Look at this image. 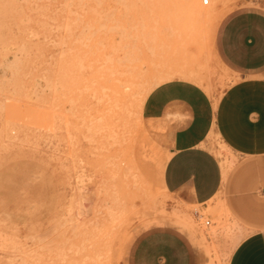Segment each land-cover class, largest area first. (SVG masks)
Masks as SVG:
<instances>
[{
  "label": "rangeland",
  "instance_id": "obj_1",
  "mask_svg": "<svg viewBox=\"0 0 264 264\" xmlns=\"http://www.w3.org/2000/svg\"><path fill=\"white\" fill-rule=\"evenodd\" d=\"M200 3L0 0V264H131L157 228L199 264H227L235 241L264 232V145L213 123L201 153L182 155L173 122L143 112L169 81L202 84L214 107L239 82L264 86V67L238 72L216 43L228 15L264 0H209L204 15Z\"/></svg>",
  "mask_w": 264,
  "mask_h": 264
},
{
  "label": "crops",
  "instance_id": "obj_2",
  "mask_svg": "<svg viewBox=\"0 0 264 264\" xmlns=\"http://www.w3.org/2000/svg\"><path fill=\"white\" fill-rule=\"evenodd\" d=\"M216 43L221 59L234 70L247 74L262 69L264 12L244 9L228 15L221 23ZM198 85L178 80L161 83L148 94L143 106L147 118L173 122L169 135L173 137L175 148L183 152L182 155L201 153L194 147L209 134L213 123L238 144L264 145L263 85L255 80L239 82L216 107L202 89V84ZM179 167L180 161L176 158L170 163L169 170L173 173ZM194 167L203 168L201 164L188 163L183 169L191 172ZM196 180L197 188L200 189V176ZM213 185L210 179L208 187L198 190V194L209 195ZM157 225L165 223L157 222ZM174 225L181 229L185 227L181 223ZM131 264H199V261L188 241L179 232L157 228L143 233L137 239L132 250ZM227 264H264V232L246 237L244 234L242 239L235 241Z\"/></svg>",
  "mask_w": 264,
  "mask_h": 264
},
{
  "label": "bare ground",
  "instance_id": "obj_3",
  "mask_svg": "<svg viewBox=\"0 0 264 264\" xmlns=\"http://www.w3.org/2000/svg\"><path fill=\"white\" fill-rule=\"evenodd\" d=\"M71 1V0H70ZM83 1V0H82ZM89 2V1H88ZM103 2V1H102ZM188 2L192 5L193 4V2H194V0H188ZM201 3L203 4V5H201ZM201 3H200V6H199V8H200V10H201V12L203 13V15L204 14H207V13H209L208 11H207V8H208V6L206 5V6H204L205 4H209V0H207V2L205 3L204 2V0H201ZM198 4H199V2H198ZM78 5V4H77ZM95 5V4H94ZM194 5V4H193ZM197 8H198V6H197ZM199 10V9H198ZM199 12H197V14H198ZM200 15V14H199ZM202 15V16H203ZM207 16V15H206ZM64 62H65V60H64ZM58 100V99H57ZM114 230V229H113ZM202 230V229H201ZM207 233V232H206ZM202 234H205L204 233V230H202ZM205 236V235H204ZM206 237V236H205ZM105 258V257H104ZM106 261V260H105Z\"/></svg>",
  "mask_w": 264,
  "mask_h": 264
},
{
  "label": "built area",
  "instance_id": "obj_4",
  "mask_svg": "<svg viewBox=\"0 0 264 264\" xmlns=\"http://www.w3.org/2000/svg\"><path fill=\"white\" fill-rule=\"evenodd\" d=\"M204 2L206 3V2H207V0H204ZM195 213H197V212H195ZM205 223H206V224H209V221H208V220H206V221H205Z\"/></svg>",
  "mask_w": 264,
  "mask_h": 264
}]
</instances>
